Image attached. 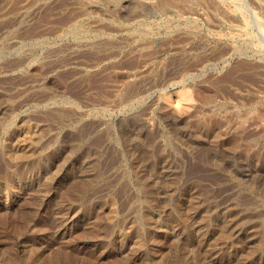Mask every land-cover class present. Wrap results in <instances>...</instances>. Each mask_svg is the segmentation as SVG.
<instances>
[{
  "label": "rangeland",
  "instance_id": "1",
  "mask_svg": "<svg viewBox=\"0 0 264 264\" xmlns=\"http://www.w3.org/2000/svg\"><path fill=\"white\" fill-rule=\"evenodd\" d=\"M263 100L264 0H0V264L252 256L264 248ZM202 118L208 134L178 130ZM139 148L160 171L173 166L171 189L151 194ZM93 157L97 176L78 197ZM197 192L207 238L194 227L189 242L179 210ZM94 214L104 251L84 235Z\"/></svg>",
  "mask_w": 264,
  "mask_h": 264
},
{
  "label": "bare ground",
  "instance_id": "2",
  "mask_svg": "<svg viewBox=\"0 0 264 264\" xmlns=\"http://www.w3.org/2000/svg\"><path fill=\"white\" fill-rule=\"evenodd\" d=\"M117 1V0H116ZM224 1V0H223ZM149 2V1H148ZM236 2V1H235ZM140 3V2H139ZM138 4V3H137ZM141 4V3H140ZM154 4V3H153ZM117 5V4H116ZM230 5V4H229ZM142 6H143V4H142ZM146 6V5H145ZM136 8V7H135ZM140 8V7H139ZM161 8V7H160ZM236 8V7H235ZM147 9V8H146ZM137 10V9H136ZM162 10V9H161ZM237 10H239V9H237ZM245 17V16H244ZM246 21V20H245ZM246 23H248V22H246ZM244 24V23H243ZM247 29H249L248 27H247ZM246 31V30H245ZM246 33H247V31H246ZM248 34V33H247ZM250 34H251V32H250ZM199 90V89H198ZM210 90H212V89H210ZM209 90V91H210ZM192 91V90H191ZM214 91V90H213ZM196 94L195 95H198V97H200V99H201V103L202 104H205V103H207V101H208V96L207 95H203V94H199V92H198V94H197V92L196 91H194ZM203 92V91H202ZM190 93H192V92H189V97H187L186 99L189 101V100H191L192 99V96L190 97ZM213 93V92H212ZM215 93V92H214ZM205 94V93H204ZM215 95H216V93H215ZM187 96V95H186ZM207 96V97H206ZM210 97V96H209ZM195 98V97H194ZM193 98V99H194ZM208 98V99H207ZM214 98V97H213ZM263 99V98H262ZM198 100V99H197ZM194 102V101H193ZM210 102V101H209ZM1 103V102H0ZM213 104V103H212ZM209 105V104H208ZM218 105V104H217ZM262 107H263V110H264V100H263V102H262ZM258 106V105H257ZM200 108V107H199ZM213 108V107H212ZM201 109V108H200ZM205 109V108H204ZM198 110V109H197ZM221 110V109H220ZM233 110H235V109H233ZM2 111H4V108H0V112H2ZM241 111V110H240ZM5 112H6V110H5ZM198 111H196V113H197ZM238 112V111H237ZM224 113H225V111H224ZM249 113V112H248ZM254 113V112H253ZM261 113V112H260ZM239 114V113H238ZM252 114V113H251ZM264 114V113H263ZM218 115V114H217ZM247 115V114H246ZM250 115V114H249ZM170 116V115H169ZM204 116V115H203ZM219 116V115H218ZM238 116V115H237ZM259 116V115H258ZM216 117V116H215ZM255 117H257V116H255ZM166 118V117H165ZM206 118V117H205ZM245 119H246V117H244ZM250 118V117H249ZM240 119V118H239ZM224 120V119H223ZM165 121V120H164ZM192 121V120H191ZM217 121H218V119H217ZM234 121V120H233ZM239 121H241V120H239ZM238 121V122H239ZM226 123V122H225ZM244 123V122H243ZM263 123V122H262ZM170 124V123H169ZM190 124V123H189ZM183 126V125H182ZM179 127V131L182 133V134H185V135H187L188 136V134L189 133H192V134H196L197 135V133L199 134V133H209L210 131H212V129L214 128V126L215 125H213L208 119H198V120H194V122L192 123V125L191 126H183V127ZM168 127V126H167ZM218 127V126H217ZM216 127V128H217ZM238 127V126H237ZM222 128V127H221ZM218 129V128H217ZM220 129V128H219ZM218 129V130H219ZM228 129H229V127H228ZM36 130V129H35ZM236 130V129H235ZM40 131V130H39ZM178 131V132H179ZM217 130H215V132H216ZM232 131V130H231ZM177 132V133H178ZM226 132V131H225ZM217 134H219L218 132H216ZM215 133V134H216ZM228 133V132H227ZM10 134V133H9ZM13 134V133H12ZM221 134H222V132H221ZM230 134V133H229ZM233 134V133H232ZM14 135V134H13ZM25 135V134H24ZM29 135V134H28ZM176 135V134H175ZM179 135V134H178ZM224 135H225V133H224ZM223 135V136H224ZM228 135V134H227ZM235 135V134H234ZM27 136V135H26ZM25 136V137H26ZM39 136V135H38ZM184 136V135H183ZM195 136V135H194ZM201 136V135H200ZM200 136H198V137H200ZM236 136V135H235ZM190 137V136H189ZM19 138H22V137H19ZM201 139H203V136L202 137H200ZM222 138H224V137H222ZM230 138V137H229ZM228 138V139H229ZM239 138V137H238ZM237 138V139H238ZM74 139V138H73ZM76 139V142H77V138H75ZM74 139V140H75ZM198 139V138H197ZM204 139H205V137H204ZM213 139V137L211 138V140ZM181 140V139H180ZM199 140V139H198ZM207 140V139H206ZM209 140V139H208ZM221 140V139H220ZM17 141V140H16ZM26 141V140H25ZM8 142V141H7ZM36 142V141H35ZM38 142V141H37ZM41 142V141H40ZM210 142V141H209ZM216 142V141H215ZM229 142H231V144L233 145V147L234 148H236L237 149V140H235V139H229ZM25 143V142H24ZM30 143H32V142H30ZM203 143V142H202ZM202 143H200V144H202ZM218 143V142H217ZM239 143V142H238ZM149 144V143H148ZM210 144V143H209ZM229 144V143H228ZM259 144V143H258ZM67 145V144H66ZM244 145V144H243ZM253 145V144H252ZM252 145H251V147H252ZM28 146V145H27ZM139 146H141V145H139ZM231 146V145H230ZM250 146V145H249ZM249 146H247V147H249ZM137 147V146H136ZM201 147H202V145H201ZM204 147H205V145H204ZM212 147V146H211ZM216 147V146H215ZM225 147V146H224ZM228 147V146H227ZM251 147H249L250 149H251ZM42 148V147H41ZM208 148H210V147H208ZM219 148V147H218ZM249 148H245V149H243V147H242V151L245 153L246 152V154L247 153H249L251 150L249 149ZM43 149V148H42ZM140 149V148H139ZM138 149V153L139 154H137V153H135V155L137 154L138 155V161L137 160H135V161H137V167H139L141 170H140V172H141V174H142V172H145V169L148 167V169L153 173V175H154V177H152L153 179H151V184H150V186H151V189H152V195H155L156 193L155 192H161V191H163V190H165V192L167 191V188L166 187H171L172 185H173V183H175L176 184V182L174 181V179H175V177L177 176V174H176V171H174V168H173V166L172 165H166L164 168H162V171H160V167H158V166H156V164L154 163L153 164V162H151L150 160H149V158H148V156H149V154H147V152L144 150V148L142 149H140L139 150ZM222 149V148H221ZM255 149V148H254ZM22 150V149H21ZM132 151H134L133 150V148L131 149ZM204 150H207L206 148L204 149ZM209 150H211V149H209ZM219 150V149H218ZM228 150H230V149H228ZM260 150V149H259ZM23 151V150H22ZM130 151V150H129ZM137 151V150H136ZM148 151V150H147ZM200 151V150H199ZM198 151V152H199ZM208 151V150H207ZM94 152V151H93ZM211 152V151H210ZM241 152V151H240ZM15 153V152H14ZM29 153V152H28ZM202 153V152H201ZM254 153V152H253ZM16 154V153H15ZM132 154V153H131ZM205 154V153H204ZM203 154V155H204ZM250 154H252L251 152H250ZM51 155H52V153H51ZM235 155V154H234ZM243 155H245V154H243ZM16 156H18V155H16ZM26 157H27V155H25ZM55 156V155H54ZM134 156V155H133ZM211 156V155H210ZM209 156V157H210ZM31 157V156H30ZM206 157V155H204L203 156V158H205ZM14 158V157H13ZM135 159H137L136 157H134ZM207 159H208V157H206ZM214 157H212V159H213ZM131 159V158H130ZM209 159H211V158H209ZM216 159V158H215ZM249 159V158H248ZM257 159V158H256ZM262 159V158H261ZM16 160V159H15ZM94 160H95V158L93 157V160L86 166V173L84 174V175H82L81 177V179L78 181V184H81V185H77L76 187H75V189L77 190V192L75 193L76 194V196H78V197H80V196H82V194L87 190V188L90 186V185H92L93 184V182H94V176H95V174H94V171L92 170V163L94 162ZM252 160H254V159H252ZM258 160V159H257ZM219 162H220V160H219ZM249 162V161H248ZM217 163V162H216ZM221 163V162H220ZM260 163V162H259ZM28 164V163H27ZM140 164H142L141 165V167L139 166ZM166 164V163H165ZM207 164V163H206ZM251 164V163H250ZM260 164H262V165H264V158L262 159V162L260 163ZM159 165V164H158ZM210 165V164H209ZM214 165H217V164H214ZM256 165V164H255ZM261 165V166H262ZM12 166V165H11ZM95 166H97V165H95ZM221 166V165H220ZM244 166V165H243ZM137 167H135V168H137ZM250 167H252V166H250ZM249 167V168H250ZM263 167V166H262ZM262 167H260V168H262ZM239 168H241V167H239ZM239 168H237V170L239 169ZM243 168V167H242ZM248 168V169H249ZM258 168V167H257ZM259 168V169H260ZM264 168V167H263ZM11 169V168H10ZM13 170V169H12ZM223 170V169H222ZM236 170V169H235ZM234 170V171H235ZM244 170H245V167H244ZM137 171H138V169H137ZM239 171V170H238ZM139 172V171H138ZM147 172V171H146ZM149 172V171H148ZM236 172V171H235ZM246 172V171H245ZM247 173V172H246ZM248 173H249V171H248ZM260 173V172H259ZM146 174V173H145ZM234 174V173H233ZM242 174V173H241ZM262 174H264V173H262ZM28 175V174H27ZM100 175V174H99ZM142 175H144V174H142ZM150 175V174H149ZM163 176V179H160L162 176ZM235 175V174H234ZM247 175V174H246ZM97 176V175H96ZM95 176V177H96ZM254 176H255V174H254ZM141 177H144V176H141ZM148 177V176H147ZM178 177V176H177ZM256 177V176H255ZM259 177V176H258ZM257 177V178H258ZM246 178H248V177H246ZM149 179V178H148ZM243 179H245V178H243ZM96 180V179H95ZM99 180V179H98ZM139 180V179H138ZM145 180V179H144ZM249 180H250V178H249ZM128 181V180H127ZM256 181H257V179H256ZM141 182V181H140ZM239 182V181H238ZM249 182V181H248ZM263 182V181H262ZM240 183V182H239ZM249 183H251V182H249ZM73 184V183H72ZM252 184V183H251ZM137 185V184H136ZM141 185V184H140ZM264 185V184H263ZM71 186H73V185H71ZM146 186V185H145ZM248 186V185H247ZM45 187H48V186H45ZM140 187V186H139ZM245 187V186H244ZM37 188H39V187H37ZM41 188V187H40ZM90 188V187H89ZM162 188V189H161ZM73 189V188H72ZM169 189H171V188H169ZM254 190V189H253ZM260 190V189H259ZM149 191H151V190H149ZM169 191V190H168ZM88 192V191H87ZM147 192V191H146ZM39 193H41V192H39ZM86 193V192H85ZM171 193V192H170ZM150 194V195H151ZM159 194V193H158ZM167 194H169V193H167ZM202 194V193H201ZM256 194H257V192H256ZM74 195V194H73ZM157 195V194H156ZM166 195V194H165ZM252 195V194H251ZM70 196V195H69ZM76 196H74V197H76ZM249 197V196H248ZM260 197V196H259ZM135 198V197H134ZM188 198V200H187V204H186V207H187V205H188V207L187 208H185V209H187V210H185L184 211V208H182L181 206H180V210L179 211H181V213H182V218L184 219V221H185V226H184V228H182V234H183V237L186 239V240H188L189 242H190V239H192L191 238V236H192V232H193V230H194V227H196V228H198L199 229V231L201 230V237L202 238H207V236H206V234L207 233H204L205 231H203L202 230V227H203V225L204 224H206V218L207 217H209L210 215L208 214V212H207V210H205V208L204 207H202V206H200V194H199V192H197L196 194H194V195H190V196H188L187 197ZM263 198V197H262ZM79 199V198H78ZM163 199V198H162ZM73 200V199H72ZM250 200V199H249ZM146 201V200H145ZM152 202V201H151ZM150 201L148 202V203H151ZM154 202V201H153ZM111 203H112V201H111ZM60 204V203H59ZM151 204H153V203H151ZM178 204V203H177ZM176 204V205H177ZM70 205H72V204H70ZM157 205V204H156ZM114 206V205H113ZM144 208H146L145 206H144ZM178 208V207H177ZM98 209V208H97ZM100 209H102V208H100ZM112 209V208H111ZM115 209V208H114ZM146 210V209H145ZM36 211V210H35ZM178 211V212H179ZM137 212V211H136ZM139 212V211H138ZM211 212V211H210ZM40 214V213H39ZM62 214V213H61ZM155 214V213H154ZM75 215V214H74ZM97 215V214H96ZM104 215V214H103ZM177 215H179V214H177ZM263 215V214H262ZM63 216V215H62ZM94 216H95V214H94ZM102 216V215H101ZM137 216V215H136ZM143 217H147V218H149L150 220H152V225L154 224L155 226H157L159 223H158V220H156V218H155V216H153V214H152V212H144L143 213ZM180 217V216H179ZM115 218H116V216H115ZM136 218V217H135ZM210 218V217H209ZM230 218V217H229ZM235 218V217H234ZM80 219V218H79ZM113 219V218H112ZM199 219V220H198ZM227 220V219H226ZM79 221V220H78ZM88 221V220H87ZM206 221V222H205ZM231 221V220H230ZM229 222V221H228ZM24 223V222H23ZM231 223L232 222H230V224L229 225H231ZM237 223V222H236ZM25 224V223H24ZM242 224H243V222H242ZM27 225V224H26ZM116 225V224H115ZM132 225V224H131ZM237 225V224H236ZM102 224H101V219H100V217L99 216H95V219L93 220V219H90L87 223H86V229H85V231H84V235H86L87 237H88V235L90 236V237H92V238H94V239H96V238H99L100 237V241H101V244H100V250L99 251H104L105 249H107L108 248V242H106L105 240H104V238L102 237V235L104 236V234H103V232L101 231L102 230ZM150 226V225H149ZM133 227V226H132ZM150 227H152V226H150ZM232 227V228H231ZM230 227V229H231V235L229 234L228 235V233H227V235L228 236H231L230 238H232V237H234L233 235H234V229H233V225ZM254 227V226H253ZM261 227V226H260ZM21 228V227H20ZM25 228V227H24ZM104 229V228H103ZM163 229V228H162ZM224 229V228H223ZM253 229V228H252ZM21 230V229H20ZM159 230V229H158ZM165 230V229H164ZM164 230H162V231H164ZM250 231H251V229H249ZM254 230H255V228H254ZM198 231V230H197ZM198 231V232H199ZM160 232V231H159ZM247 232H248V230H247ZM221 233V232H220ZM245 232L243 231V234H244ZM259 233H261V232H259ZM80 234H82L81 232H80ZM236 234V233H235ZM241 234V233H240ZM258 234V233H257ZM135 235H136V237L138 236V234H137V232L135 233ZM218 235V234H217ZM237 235V234H236ZM235 235V236H236ZM79 236V235H78ZM81 236H83V234L81 235ZM99 236V237H98ZM181 236V235H180ZM257 236V235H256ZM84 237V236H83ZM153 237V236H152ZM162 237V236H161ZM227 236L225 235V238H226ZM85 238V237H84ZM177 238V237H176ZM176 238H174V239H176ZM194 238V237H193ZM215 238V237H214ZM213 238V239H214ZM229 238V239H230ZM86 239V238H85ZM87 239H89V238H87ZM228 239V238H227ZM83 240V239H82ZM215 240V239H214ZM217 240V239H216ZM66 241H68V240H66ZM70 241H72V240H70ZM178 241V240H177ZM192 241V240H191ZM194 241V240H193ZM220 241V240H219ZM227 240H224L223 242H224V245H225V243H227L226 242ZM69 242V241H68ZM201 242V241H200ZM210 242H213V240L212 241H210ZM215 242V241H214ZM262 242V241H261ZM75 243V242H74ZM158 243V242H157ZM203 243H204V241H203ZM200 244V243H199ZM213 244V243H212ZM216 244V243H215ZM218 244V243H217ZM221 244V243H220ZM223 244V243H222ZM63 245V244H62ZM202 245V244H201ZM138 247L139 246H141V245H137ZM208 246V245H207ZM210 246V245H209ZM212 246V245H211ZM230 246V245H229ZM9 247V246H8ZM215 247V246H214ZM189 248V247H188ZM135 249V248H134ZM133 249V250H134ZM137 251L139 250V249H136ZM184 250V249H183ZM188 250V249H187ZM213 250V249H212ZM250 250V249H249ZM8 251V250H7ZM182 251V250H181ZM189 251H190V249H189ZM10 252V251H9ZM161 252V251H160ZM186 252V251H185ZM185 252H181L178 256H176L172 261L174 262V264H189L188 262H189V256L187 255V253H189V252H187V253H185ZM253 252H255L252 256H250V257H245V256H238V255H236L235 257H233V262H234V264H260L259 262H260V260H261V258H262V256L264 255V248H260V249H255ZM132 253V252H131ZM154 253V252H153ZM238 253V252H237ZM246 253V252H245ZM136 254H137V252H136ZM156 254V253H155ZM55 255V254H54ZM63 256V255H62ZM99 256H101V255H99ZM53 257V256H52ZM142 257V256H141ZM63 258V257H62ZM61 258V259H62ZM60 259V258H59ZM110 259V258H109ZM143 259V258H142ZM27 260H29V259H27ZM120 260V259H119ZM207 260V259H206ZM117 261V260H116ZM204 261V260H203ZM37 262V261H36ZM47 262V261H46ZM53 262V261H52ZM62 262V261H61ZM103 262H105V261H103ZM120 262V261H119ZM119 262H115V263H112V264H120ZM34 263V262H33ZM51 263V262H50ZM66 263V262H65ZM64 263V264H65ZM147 263V262H146ZM170 263V262H169ZM43 264V263H42ZM105 264V263H104ZM149 264V263H148ZM151 264H160V263H151Z\"/></svg>",
  "mask_w": 264,
  "mask_h": 264
}]
</instances>
